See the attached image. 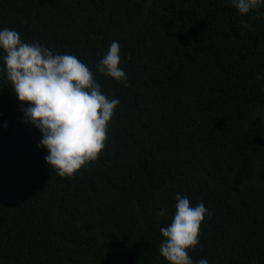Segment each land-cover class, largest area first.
<instances>
[{
	"label": "trees",
	"instance_id": "16d2710c",
	"mask_svg": "<svg viewBox=\"0 0 264 264\" xmlns=\"http://www.w3.org/2000/svg\"><path fill=\"white\" fill-rule=\"evenodd\" d=\"M3 28L77 56L120 103L98 159L60 177L0 75V264H168L177 194L209 210L193 261L264 264V17L227 0H0ZM113 41L127 85L95 68Z\"/></svg>",
	"mask_w": 264,
	"mask_h": 264
},
{
	"label": "clouds",
	"instance_id": "9594fccd",
	"mask_svg": "<svg viewBox=\"0 0 264 264\" xmlns=\"http://www.w3.org/2000/svg\"><path fill=\"white\" fill-rule=\"evenodd\" d=\"M241 15L257 13L264 0H227ZM244 28L250 26L241 21ZM0 75L10 83L22 105L23 122L37 129L42 138L38 148L47 152L45 162L60 177H71L98 159L108 139V125L118 98L108 99L101 91L92 70L77 56L54 53L39 43H26L9 28L0 29ZM121 49L113 41L95 65L96 71L127 85L120 67ZM264 78V77H261ZM171 222L161 227L164 238L160 255L168 264H209L207 259L193 261L188 251L199 244L202 222L209 215L203 202L191 205L186 196L177 194ZM159 209L157 215L165 216Z\"/></svg>",
	"mask_w": 264,
	"mask_h": 264
}]
</instances>
